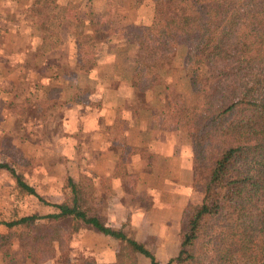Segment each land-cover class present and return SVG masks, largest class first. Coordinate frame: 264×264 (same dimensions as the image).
Wrapping results in <instances>:
<instances>
[{
    "label": "trees",
    "instance_id": "obj_1",
    "mask_svg": "<svg viewBox=\"0 0 264 264\" xmlns=\"http://www.w3.org/2000/svg\"><path fill=\"white\" fill-rule=\"evenodd\" d=\"M152 1L149 28L162 40L141 60L157 68L160 61L172 60L181 44L190 92L205 102L175 114L173 122L189 136L193 173L202 172L203 182L193 185L200 203L183 210L178 251L165 264H264V0ZM34 8L46 14L40 16ZM31 11L40 16L43 40L59 36L65 16L59 5L33 0ZM98 38L107 39L94 36ZM147 78L132 81L138 100L151 83H161L157 75ZM0 170L9 173L17 191L55 210L0 223L6 229L0 233L2 264H42L55 255L60 264H97L90 258L75 263L64 253L63 219L69 220L70 237L91 227L118 240L112 264H125L126 247L158 264L131 234L112 230L94 215L97 196L89 176L81 175L77 182L67 177V197L48 204L9 164L0 161Z\"/></svg>",
    "mask_w": 264,
    "mask_h": 264
},
{
    "label": "crops",
    "instance_id": "obj_2",
    "mask_svg": "<svg viewBox=\"0 0 264 264\" xmlns=\"http://www.w3.org/2000/svg\"><path fill=\"white\" fill-rule=\"evenodd\" d=\"M96 14L103 16L102 11H84L79 17V31L88 32L84 26L92 20L87 17ZM121 22L114 26L122 30L129 24ZM82 36L66 34L62 41L67 42L58 44L67 45L65 55L60 50L65 65L59 64L60 70L54 68L52 76L36 78L42 86L39 89L42 102H48L53 90L49 88H55L54 108L59 107L63 113L55 119L60 128L55 137L66 144L63 156L79 161L75 165L78 168L67 171L66 176L73 182L81 175L89 176L97 196L93 203L96 217L112 230L131 234L158 262L168 260L178 251L183 210L199 200L193 187L189 137L170 119L159 117L167 106V81L159 87L147 88L138 100L132 86L135 76L131 57L121 49L126 43L121 45L120 41L107 39L104 43L88 44L87 47L96 49L112 45L113 50L105 57L92 56L87 68L76 59V49L81 47L76 40ZM63 67L71 68V73H61ZM2 93L8 95L9 91ZM73 237L85 258L97 264L114 263L118 240L91 227L81 229ZM137 258L139 264H148L144 256ZM54 263L55 260H49L42 264Z\"/></svg>",
    "mask_w": 264,
    "mask_h": 264
},
{
    "label": "rangeland",
    "instance_id": "obj_3",
    "mask_svg": "<svg viewBox=\"0 0 264 264\" xmlns=\"http://www.w3.org/2000/svg\"><path fill=\"white\" fill-rule=\"evenodd\" d=\"M49 1L59 5L65 11V16L58 32L59 36L43 40L41 33L43 27H40L42 25L38 19L45 15L46 11L34 8L40 16H33L31 11L33 0H0V91H9L8 95L4 93L0 95V105L3 102V107H0V161L6 162L16 173L21 174L24 182L35 190L42 201L55 204L54 202L59 196L60 200L58 198L59 202L57 203L59 204L68 195L66 172L78 168L75 165L79 161H72L69 159L70 157L66 159L63 156L66 144L55 137L60 132L55 119L58 120L60 114H63L59 107L54 108L57 95L52 91L55 88H49L53 89L52 93H49L51 96L47 103L42 102L39 98V89L42 86L38 84L36 78L41 75L52 76L51 73L56 69L60 70V67H57L59 64L65 65L62 64L64 60L60 56L63 55V51L65 55L67 45L59 46L61 42H67L62 41L66 34L78 36L80 33L83 35L81 39L76 40V43L81 46L76 49V59L80 60L81 66L86 65L85 67L88 66V63L91 64L92 56L105 57L113 50L112 45H104L98 49L87 47L88 44L94 43V36L102 35L109 40L113 39L111 40L113 42L120 41L118 44L121 45L126 43L121 46V49L131 57L130 66L133 76L137 75L135 78L141 81L148 79L147 76H159L161 83L158 85L151 83L148 88L159 87L166 81L168 83L166 85L169 87L166 91L167 106L159 115L161 119L167 121L170 119L174 122L175 114L183 112L191 106H203L205 102L203 97L195 99L190 92L188 79L182 66L185 50L181 44H177L172 60L169 58L160 61L157 68L146 63V60H141V55L144 54L146 57V54L162 40L157 30L149 28L154 14L155 1ZM84 11L103 12V16L96 14L87 17L92 20L90 25L84 26V30L88 32L79 31L81 30L79 17L83 15ZM121 21L129 22L122 30L114 26L118 22L121 24ZM133 21H137V23ZM46 34L49 35V32ZM99 41L102 40L98 38L95 42ZM59 42L60 45H58ZM139 47H141L140 50ZM60 50L63 51L60 52ZM52 51L53 53H51ZM58 53L60 54L58 55ZM62 69L61 73L64 75L70 74L72 71L71 68L63 67ZM31 75L32 79L29 78ZM162 78L165 80L163 81ZM202 182L203 174L197 172L193 177V185H199ZM197 193L199 194L198 202L189 204L185 209L193 210L199 205L201 194L198 191ZM54 211V208L44 205L35 197L17 191L9 173L0 170V223L30 214L44 215ZM59 225L63 229L66 239L64 253H69V258L75 263L85 259L76 246L74 234L71 237L67 234L69 220H60ZM4 232L6 229L0 224V233ZM69 237L70 239H68ZM125 253L127 254L125 264H139L137 258L139 254L133 253L128 247H126ZM52 260H55L54 264H60L57 255ZM145 260L149 264L148 260ZM166 262L167 260H160L158 264Z\"/></svg>",
    "mask_w": 264,
    "mask_h": 264
}]
</instances>
